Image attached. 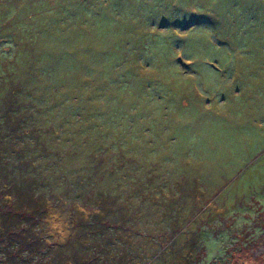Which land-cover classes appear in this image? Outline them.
<instances>
[{
	"label": "rangeland",
	"instance_id": "obj_1",
	"mask_svg": "<svg viewBox=\"0 0 264 264\" xmlns=\"http://www.w3.org/2000/svg\"><path fill=\"white\" fill-rule=\"evenodd\" d=\"M171 1L195 23L2 0L0 264H264V0Z\"/></svg>",
	"mask_w": 264,
	"mask_h": 264
},
{
	"label": "trees",
	"instance_id": "obj_2",
	"mask_svg": "<svg viewBox=\"0 0 264 264\" xmlns=\"http://www.w3.org/2000/svg\"><path fill=\"white\" fill-rule=\"evenodd\" d=\"M184 1V0H183ZM210 1V0H208ZM61 2H63L61 4ZM190 3H193L192 5L194 6L195 3L199 1H192L189 0ZM236 0H224L225 3V10L224 13L232 12L234 10V4ZM55 3V6H54ZM2 0H0V8L2 7ZM22 8L20 10V22L22 24H29L30 19L32 17H38L40 19L39 24H41V28L43 29L45 27V22L44 18L46 19L49 16L57 15L60 18V23L62 21H66L74 16L75 21L71 22V25L73 27H84V25L88 26L90 24H93L94 22H99L95 21L96 18V13L100 14V10L103 9H116V10H121L122 11V18L125 19L127 18V28L130 31L129 24L133 22L134 25L137 23L143 24V26L150 28L151 25L154 26L157 24V22L160 20L154 19L152 20V17L159 16L160 12L162 11H169L166 15L167 18H164L166 23H172L178 24V25H184L186 23H195L196 16L195 14H198L191 10L187 11H182L179 8H176L179 6V4L173 3L171 0H21ZM175 5V6H174ZM60 8L59 12H54V9ZM174 6V7H172ZM207 5L204 4V6H196L197 9L203 10ZM181 7L185 10L187 7H183V4L181 2ZM192 8V7H188ZM206 11H208L207 8H205ZM247 13H246V12ZM54 12V14H52ZM177 12L180 13V16H178ZM58 13V14H55ZM195 13V14H193ZM250 12L247 11L243 7V5L236 6V29L233 32V37L235 40V44L238 47H245L246 42L248 39L252 38L253 32L255 30V26H253V19L252 15L249 14ZM264 16V12L262 13ZM18 20V22H19ZM204 24H209L208 21L204 20L201 17L200 20ZM213 22V20H211ZM197 23V22H196ZM63 24V23H62ZM258 24V18L256 19V26ZM24 25V27H26ZM213 25H215L213 23ZM264 29V27H263ZM144 38H147V41H151V37L149 35V32L144 34ZM154 40V39H153ZM224 40V39H223ZM12 104H15L14 100L12 101ZM11 110L15 113H20L23 109L22 107L13 105L11 106ZM50 109H53L50 108ZM28 110V109H27ZM96 148V147H95ZM121 228H123L120 225ZM101 228V227H100ZM103 230H109V228H101ZM88 234V233H87ZM10 237V236H9ZM8 237V238H9ZM108 236H106L107 240ZM112 239H114L112 237ZM12 241V240H11ZM118 243L115 242L112 244L113 247L118 248ZM56 247H59L60 244H55ZM106 249V248H105ZM53 252L52 255H54L57 251L52 250ZM91 251L90 253H84L82 256V259H78L77 264L83 263L82 260L83 258H87L88 256L91 255V258L93 255L96 254V252ZM115 260L119 261L122 258V253L118 254L117 257L111 256ZM108 259V258H107ZM97 264H111L108 263L106 259L99 260V257L97 256ZM54 264L59 261V258L57 255L53 257ZM69 263L71 262V258L69 260ZM142 262L135 260V264H141Z\"/></svg>",
	"mask_w": 264,
	"mask_h": 264
}]
</instances>
